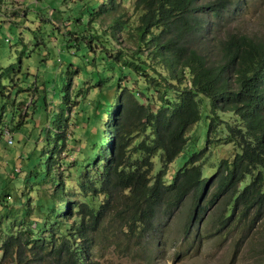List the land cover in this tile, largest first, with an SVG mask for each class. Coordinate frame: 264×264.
<instances>
[{
    "label": "trees",
    "instance_id": "16d2710c",
    "mask_svg": "<svg viewBox=\"0 0 264 264\" xmlns=\"http://www.w3.org/2000/svg\"><path fill=\"white\" fill-rule=\"evenodd\" d=\"M78 2L53 35L43 23L60 43L52 72L20 89L38 93L32 127L19 109L6 126L14 143L12 130L28 137L42 123L17 169L31 190L16 192L15 204L0 198L12 218L2 259L94 264L98 238L113 227L154 237L185 198V233L218 198L215 226L264 218V37L228 28L249 0H134L128 15L125 0ZM227 145L230 156H216Z\"/></svg>",
    "mask_w": 264,
    "mask_h": 264
},
{
    "label": "rangeland",
    "instance_id": "374dc122",
    "mask_svg": "<svg viewBox=\"0 0 264 264\" xmlns=\"http://www.w3.org/2000/svg\"><path fill=\"white\" fill-rule=\"evenodd\" d=\"M74 1L0 0V119H4L1 121L4 129H8L10 118L18 109L24 125L32 127L30 121H27L35 120L32 117L30 101L38 93L33 92L32 89L26 92L20 89L38 80L36 78L38 76L40 80L43 79L42 74L54 68L52 59L58 58V50L55 51L56 53L51 50L52 47L59 48L60 40L54 36L48 38V33H43V23L50 20L47 22H51L50 25L44 26L46 32L52 35L57 30H61L68 19H73L79 10L80 2ZM133 2L134 0H125L123 3L127 15L132 12ZM247 6V13L230 22L228 28L238 27L249 34L263 38L264 0H249ZM43 12H48L49 19H46ZM105 20L108 21V17ZM51 27L54 28L53 31ZM121 44L125 42L122 41ZM113 45L118 47L120 44L114 41ZM46 50H49L50 54L43 55ZM43 57L46 58V63L43 62ZM6 71H9L8 75ZM12 81L15 84L10 89ZM39 82L38 80L37 83ZM2 85L10 89L8 95H5L7 93L5 89L3 94L1 93ZM93 97L94 92L90 91L88 100ZM34 107L36 111L39 110L37 106ZM199 124L204 126L203 128L206 127L202 120ZM40 125H42L41 122L37 124V127L32 128V133L28 137L23 136V138L20 132L12 130L14 143L11 145H8L3 135H0V198L5 196L7 200L3 202L5 204H15L16 192L31 190L29 184L23 181L24 173L19 172V165L25 154L30 152L38 140L40 133L38 135L36 133L40 131ZM72 128L74 125H69L68 131ZM198 131L193 127L188 132V136L191 137ZM215 151L218 157L230 156L232 146L218 147ZM185 158L186 155H179L171 165L177 168ZM209 164L211 163L204 164L205 172L212 170L210 166L208 167ZM13 172H16V175ZM6 191H8L7 194H3ZM30 194L35 196V192L31 191ZM221 200L222 198H218L209 205L203 219L197 222L188 233H185L184 227L192 206L188 198H185L173 213L158 223L154 237L142 235L139 239L133 234L126 235L122 229L115 230L113 227L109 236L98 238V243L96 242L95 245L94 264H264V218L256 219L252 225L248 222H239L237 227L233 228L234 222L233 226H224L222 229L213 223L214 217L220 212ZM11 220L12 218L6 216L0 206V244L5 233L9 231L8 228L11 227ZM250 220H252L251 215L248 221ZM110 230L111 228L107 231ZM156 242L157 247L154 246ZM98 245L103 248L97 250ZM0 263L10 264L2 259L1 251Z\"/></svg>",
    "mask_w": 264,
    "mask_h": 264
},
{
    "label": "built area",
    "instance_id": "2783aa9c",
    "mask_svg": "<svg viewBox=\"0 0 264 264\" xmlns=\"http://www.w3.org/2000/svg\"><path fill=\"white\" fill-rule=\"evenodd\" d=\"M3 136L6 138L8 144H11L13 142V136L8 129L4 130Z\"/></svg>",
    "mask_w": 264,
    "mask_h": 264
},
{
    "label": "bare ground",
    "instance_id": "6f19581e",
    "mask_svg": "<svg viewBox=\"0 0 264 264\" xmlns=\"http://www.w3.org/2000/svg\"><path fill=\"white\" fill-rule=\"evenodd\" d=\"M4 130H5V129H3V132H4ZM10 133H11V132H10ZM11 134H12V133H11ZM12 136H13V134H12ZM12 143H13V142H12ZM12 143H11V144H12ZM7 144H8V143H7ZM11 144H8V145H11Z\"/></svg>",
    "mask_w": 264,
    "mask_h": 264
}]
</instances>
